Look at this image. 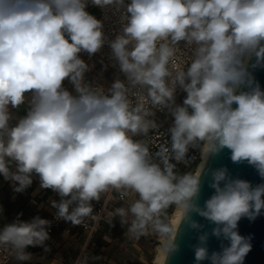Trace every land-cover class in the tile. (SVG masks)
Here are the masks:
<instances>
[{
    "label": "clouds",
    "instance_id": "9594fccd",
    "mask_svg": "<svg viewBox=\"0 0 264 264\" xmlns=\"http://www.w3.org/2000/svg\"><path fill=\"white\" fill-rule=\"evenodd\" d=\"M89 4L119 14L113 39ZM105 45L118 67L110 86L87 79L95 65L82 58ZM257 69L264 0H0V176L14 193L38 181L55 196L52 219L19 213L0 227V264H30L29 248L50 254L56 222L102 218L150 242L156 264H168L186 229L197 233L194 264H244L252 237L239 222L264 214ZM225 149L262 182L207 167ZM205 178L214 191L201 205ZM103 259L85 245L72 264Z\"/></svg>",
    "mask_w": 264,
    "mask_h": 264
},
{
    "label": "built area",
    "instance_id": "2783aa9c",
    "mask_svg": "<svg viewBox=\"0 0 264 264\" xmlns=\"http://www.w3.org/2000/svg\"><path fill=\"white\" fill-rule=\"evenodd\" d=\"M91 8H93L97 12V15L95 17L97 19H101L104 21L105 34L108 36L109 39H113L116 33L120 30V24L118 22L119 14L114 15L111 9L102 10L101 8L97 6H93L89 4L87 10ZM106 16H107V19H105ZM110 52H111L110 48L107 45H105L101 49V51L95 54L91 59H89V57L86 54H84V59L87 62L92 61V60H100L101 62H103L104 65H108L107 67L108 74H109L108 81H107L106 76L104 75L93 76L90 80L98 81L99 83H102L105 86H110L115 76L118 75V67L113 66L114 61L110 58ZM88 73H91V71ZM181 95L178 96V98H180ZM159 119L164 120L165 118L161 114V118ZM169 124H170V120L165 121L164 129H166ZM32 200L33 199H31V202H33ZM109 207H112V205H109ZM0 208H1V205H0ZM100 208H101V204H97L96 209L99 210ZM53 212L54 210L49 212L48 215L42 216V218L52 219ZM19 213H23V215L20 217L23 220H29L33 216H35L34 214L31 215V214L26 213L25 210L22 208L16 209L8 218H6V220L0 225V227H2L3 224L5 223L12 222L16 218L17 214ZM105 224H107V222L103 218L99 220L98 222H91V221L88 222L87 227H84V226L72 227L70 224L65 223L63 221L56 222L53 224L51 228L52 239L49 241V244L51 245V248L54 249L55 247L62 245L63 243L69 240H72V242H75V244H77L76 247L74 248L76 249L75 253L73 254L68 253L66 258H58V259L63 260V264H72V261H74L77 255L79 254L80 249L84 247L85 245H88L93 239V237L100 230L104 228ZM29 251L33 252L34 254V258L30 262V264H42L39 261H34L37 256H42V257L46 256L42 252V249L29 248ZM50 254H52V252ZM50 254H47V255H50ZM53 256H55V254H53ZM51 264H55V262H52ZM100 264H106V263L102 261L100 262Z\"/></svg>",
    "mask_w": 264,
    "mask_h": 264
},
{
    "label": "water",
    "instance_id": "95a60500",
    "mask_svg": "<svg viewBox=\"0 0 264 264\" xmlns=\"http://www.w3.org/2000/svg\"><path fill=\"white\" fill-rule=\"evenodd\" d=\"M253 74L256 80L260 83L261 88L264 89V69H257ZM221 166H227L233 177L246 179L251 181L253 185L262 182L252 166L247 163L234 164L230 160V152L227 149L219 155L211 158L207 165L209 168H217ZM207 181L208 178H205L202 186L200 196L201 205L214 191L208 187ZM193 218L200 223L205 224V230H210V226L207 225V222L203 218L195 214H193ZM239 232L241 235H251L252 237V249L246 256L244 264H264V214L257 217L254 221H249L246 218L242 219L239 222ZM196 235L197 233L193 230H185L184 235L179 240L180 250L170 257L168 264H194V253L190 245L197 243ZM208 243L210 250H218L219 241H217L216 238H210ZM202 264H209V262L205 261L202 262Z\"/></svg>",
    "mask_w": 264,
    "mask_h": 264
},
{
    "label": "crops",
    "instance_id": "0c3cea01",
    "mask_svg": "<svg viewBox=\"0 0 264 264\" xmlns=\"http://www.w3.org/2000/svg\"><path fill=\"white\" fill-rule=\"evenodd\" d=\"M92 9H88L91 14ZM82 58L84 59V54H82ZM89 64H94L95 67L92 68L91 73L86 74L87 79H91L93 76L97 75H104L107 78H109L108 74V68L106 70H103V62L100 60H92L88 62ZM25 113V107L22 106L21 109L18 112H14V115H23ZM12 186L10 182H7L3 179L2 176H0V205L3 209V212L0 213V225L8 218L16 209H24L26 213L28 214H34V215H41L46 216L49 212H51L53 209L48 207L47 201L48 199L55 198L54 194L50 190H41L37 191L38 189V181H34L32 187H30L26 192L24 193H14V191L11 190ZM17 196V197H16ZM15 198V199H14ZM31 199H33L31 202ZM12 201L11 205L8 207L7 202ZM43 205L44 207H41ZM124 230L121 232L123 234ZM108 235H105V237ZM77 244L72 242V240H69L62 245H59L52 249V254L46 255L44 257L37 256L34 261H39L42 264H51L52 262H55L58 258H66L68 253L73 254L75 253L76 249H73L76 247ZM113 243L109 246L111 247ZM107 247V248H109ZM71 250V251H70ZM55 254V256H53ZM108 264H117L115 260L108 259Z\"/></svg>",
    "mask_w": 264,
    "mask_h": 264
},
{
    "label": "rangeland",
    "instance_id": "374dc122",
    "mask_svg": "<svg viewBox=\"0 0 264 264\" xmlns=\"http://www.w3.org/2000/svg\"><path fill=\"white\" fill-rule=\"evenodd\" d=\"M91 9L92 15L96 16V10L93 8ZM182 96L183 94L180 98H182ZM159 118H161V115ZM112 243L113 245L109 247ZM151 246V243L145 240H141L134 244L132 241L127 240L123 234H119L115 237L106 236L103 238L102 233L98 232L91 240L87 250L92 255L104 257L103 261L106 264H108L107 260L111 258L115 260L117 264H149L153 258L150 254Z\"/></svg>",
    "mask_w": 264,
    "mask_h": 264
},
{
    "label": "trees",
    "instance_id": "16d2710c",
    "mask_svg": "<svg viewBox=\"0 0 264 264\" xmlns=\"http://www.w3.org/2000/svg\"><path fill=\"white\" fill-rule=\"evenodd\" d=\"M12 191H13V189H11ZM16 194H18V193H16ZM17 197V196H16ZM15 199V198H14ZM11 202L12 201H8L7 202V206L9 207L10 205H11ZM123 231V229L119 226V224L118 223H116V226L115 227H110L109 225H108V223L107 224H105L104 225V228L102 229V230H100L99 232H101L102 233V237L103 238H105V235H108V236H111V237H115V236H118L119 234H121V232ZM97 235V234H96ZM95 235V236H96ZM94 236V237H95ZM93 237V238H94ZM91 243V242H90ZM89 243V244H90ZM88 244V245H89ZM88 245H87V247H88Z\"/></svg>",
    "mask_w": 264,
    "mask_h": 264
},
{
    "label": "bare ground",
    "instance_id": "6f19581e",
    "mask_svg": "<svg viewBox=\"0 0 264 264\" xmlns=\"http://www.w3.org/2000/svg\"><path fill=\"white\" fill-rule=\"evenodd\" d=\"M149 264H156V260L154 258H152L151 261L149 262Z\"/></svg>",
    "mask_w": 264,
    "mask_h": 264
},
{
    "label": "flooded vegetation",
    "instance_id": "af4514ba",
    "mask_svg": "<svg viewBox=\"0 0 264 264\" xmlns=\"http://www.w3.org/2000/svg\"><path fill=\"white\" fill-rule=\"evenodd\" d=\"M182 101V98H179V101L178 102H181Z\"/></svg>",
    "mask_w": 264,
    "mask_h": 264
}]
</instances>
